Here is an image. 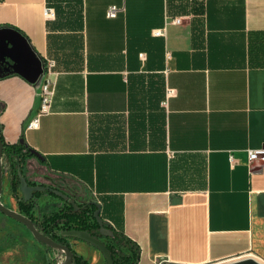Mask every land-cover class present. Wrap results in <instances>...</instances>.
<instances>
[{
    "label": "crops",
    "instance_id": "obj_1",
    "mask_svg": "<svg viewBox=\"0 0 264 264\" xmlns=\"http://www.w3.org/2000/svg\"><path fill=\"white\" fill-rule=\"evenodd\" d=\"M46 78L51 111L26 129ZM0 101L5 142L23 137L55 187L100 204L139 264L264 259V164L247 154L264 146V0H0ZM8 200L19 211L9 188ZM35 201L38 222L63 207ZM56 260L0 218V264Z\"/></svg>",
    "mask_w": 264,
    "mask_h": 264
},
{
    "label": "trees",
    "instance_id": "obj_2",
    "mask_svg": "<svg viewBox=\"0 0 264 264\" xmlns=\"http://www.w3.org/2000/svg\"><path fill=\"white\" fill-rule=\"evenodd\" d=\"M4 109L5 106L0 101V117L4 112ZM1 139L3 143L2 166L4 172V179L6 175L8 181L9 194L16 199L19 212L31 219L40 232L50 237L57 243L66 245L71 248L69 240L74 238L63 237L62 232L72 230L86 231L93 237L102 239L105 242L107 248L109 249L112 255L114 264H139L141 249L137 243L132 241L124 233L114 229L105 222V227L112 231L113 236L103 237L100 234V226L94 216V213L97 210V205L95 201L90 200L85 201L83 203H79L76 198L68 195L70 197V200L75 202V205H73L70 201H65L61 199L50 190H47L45 192H36L34 193L33 199L25 201L23 193L21 191L20 174L23 175V177L27 180L30 185H37L35 183H31L28 180L26 167L30 159H40V156L26 144L23 137L20 139L19 142L15 144H7L2 134ZM44 193L62 201L63 207L60 211L45 216L42 222H38L33 214V210L36 204L35 199ZM47 248L53 250L49 247ZM56 261L57 262L52 264L59 263L58 260ZM72 264L89 263L88 261L84 260L82 257L78 256L76 253L73 252ZM105 264H107L106 261Z\"/></svg>",
    "mask_w": 264,
    "mask_h": 264
},
{
    "label": "water",
    "instance_id": "obj_3",
    "mask_svg": "<svg viewBox=\"0 0 264 264\" xmlns=\"http://www.w3.org/2000/svg\"><path fill=\"white\" fill-rule=\"evenodd\" d=\"M2 154H3V143L0 132V213L24 225L31 232V234L33 235L36 241L56 251L59 254V257H61V260H59L58 264H72L73 251L70 247L59 244L50 237L44 235L36 228L34 222L31 219L24 216L19 211H15L11 208H8L6 205L3 204L1 200L4 189V172L2 166ZM20 180H21V191L23 193V197L25 201L33 199L34 193L36 192H45L47 190H50L61 199L65 201H70L73 205H75V202L71 201L70 197L67 194H65L64 192L58 189H53L42 185L32 186L27 182V180L23 177L22 174H20ZM96 205H97V210L95 211L94 216L96 218L97 223L100 226V234L103 237H112L113 236L112 231H110L108 228L105 227L104 221L100 216L101 206L98 203H96ZM62 236L66 238L78 239L92 245L101 252L107 264H114L112 255L102 239L93 237L88 232L80 231V230L64 231L62 232ZM224 264H262V263L252 258H244Z\"/></svg>",
    "mask_w": 264,
    "mask_h": 264
},
{
    "label": "built area",
    "instance_id": "obj_4",
    "mask_svg": "<svg viewBox=\"0 0 264 264\" xmlns=\"http://www.w3.org/2000/svg\"><path fill=\"white\" fill-rule=\"evenodd\" d=\"M122 9L118 8L117 6H111L107 10V17L108 18H116L118 13ZM45 15L48 18L54 16V10L51 8L46 9ZM175 23H180L179 19L174 20ZM155 36L161 37L165 36V31L163 29H158L153 32ZM47 71H49L53 66V61H48L47 64ZM40 105L35 114L31 117V119L27 122L26 129H38L40 126V120L43 116L47 115L51 111V105L54 97V85L53 82L46 78L41 84L40 92ZM248 154V161L250 163L259 161L264 164V146L257 148V149H249L247 151ZM232 159V157H231ZM158 264H170L164 260H161Z\"/></svg>",
    "mask_w": 264,
    "mask_h": 264
},
{
    "label": "rangeland",
    "instance_id": "obj_5",
    "mask_svg": "<svg viewBox=\"0 0 264 264\" xmlns=\"http://www.w3.org/2000/svg\"><path fill=\"white\" fill-rule=\"evenodd\" d=\"M26 172L28 174L27 178H29V181L31 183H35L37 185H40V184H44V185H54V183L51 182V179L47 176V174L43 173L38 167L37 165L34 163V162H29L27 164V167H26ZM30 173H32L30 175ZM55 186H58L55 184ZM2 198H3V202H5L7 205L8 208H10V202L8 200V182H7V178H6V175H5V179H4V189H3V194H2ZM1 198V199H2ZM4 204V203H3ZM60 205H62L61 201H60ZM14 210H17L14 208ZM0 218L2 219H6L7 220V217L4 216L3 214L0 213ZM13 223V222H11ZM4 227L6 228H12L13 227V224H8V225H5L4 224ZM254 254V255H253ZM247 257H252V258H256V259H260L263 263H264V259H261L260 257L258 258L257 255H255V253H251V254H248L246 255L245 257L241 258V259H244V258H247ZM239 260V259H238ZM233 261H237V260H233ZM232 261V262H233ZM228 263V262H227ZM224 264V263H223Z\"/></svg>",
    "mask_w": 264,
    "mask_h": 264
},
{
    "label": "flooded vegetation",
    "instance_id": "obj_6",
    "mask_svg": "<svg viewBox=\"0 0 264 264\" xmlns=\"http://www.w3.org/2000/svg\"><path fill=\"white\" fill-rule=\"evenodd\" d=\"M40 185H42V186H46V187H49V188H53V189H60V188L55 187L54 185H51V184H49V185L40 184ZM60 190H61V189H60Z\"/></svg>",
    "mask_w": 264,
    "mask_h": 264
},
{
    "label": "bare ground",
    "instance_id": "obj_7",
    "mask_svg": "<svg viewBox=\"0 0 264 264\" xmlns=\"http://www.w3.org/2000/svg\"><path fill=\"white\" fill-rule=\"evenodd\" d=\"M253 255H254V254H253ZM247 258H252V257H247ZM258 258H259V257H258ZM252 259H254V258H252ZM255 260L258 261V262H260V263H262V264H264L260 259H256V258H255Z\"/></svg>",
    "mask_w": 264,
    "mask_h": 264
}]
</instances>
